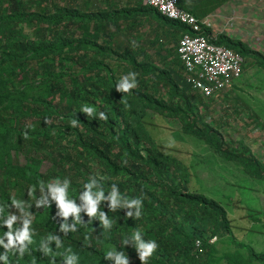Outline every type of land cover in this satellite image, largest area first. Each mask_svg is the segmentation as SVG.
<instances>
[{
    "label": "trees",
    "instance_id": "16d2710c",
    "mask_svg": "<svg viewBox=\"0 0 264 264\" xmlns=\"http://www.w3.org/2000/svg\"><path fill=\"white\" fill-rule=\"evenodd\" d=\"M176 2L197 19L200 34L209 36L203 20L223 0L219 4L199 0L194 9L183 0ZM104 4L106 9L81 12L64 3L57 7L54 0H38L35 5L32 0H0V257H6L7 264H67V256L73 254L78 257L76 264H115L105 259L107 252L114 251L123 252L129 264H141L131 241L139 231L145 242L158 245L144 264H219L223 260L224 264H264V253L250 248L247 260L239 253L216 256L215 243L210 241L232 238L226 211L190 188L187 167L161 152L148 129L149 112L176 118L184 133L205 142L223 160L239 164L250 177L264 181V166L248 149L233 153L224 147L218 131L195 126L196 99L189 92H197L184 81L177 54L178 40L187 29L162 18L141 0L123 7L115 0ZM141 18L152 26V45L163 51L164 42L172 43L170 51L160 55L162 68L147 59L140 62L139 58H147L145 48L130 45L128 37L137 33ZM25 27L33 28L32 33H25ZM72 28L81 36L76 37ZM214 43L236 51L244 62L250 60L264 72V57L241 42L218 35ZM115 60L124 63L127 75L136 73L137 86L128 93L116 91L122 77L112 69L110 61ZM159 86L169 92L168 103L155 97ZM84 106L95 109L92 116L81 112ZM100 112L106 120L99 119ZM73 119L78 121L76 127H72ZM12 151L23 152L28 162L13 164ZM34 152L49 159V172H40L39 161L31 157ZM65 179L70 181L66 200L81 209L79 221L73 214L63 217L48 187L57 186V180L63 187ZM93 179L92 191L102 188L105 197L115 185L121 199L140 198L141 215L127 216L135 208L111 211L105 200L96 216L89 217L80 196ZM12 192L14 199L36 200L45 216L41 213L27 223L32 243L26 240L23 246L17 242L6 248L7 234L15 238L26 224L9 218L6 193ZM100 213L107 215L110 227H104ZM74 224L75 231H61V226ZM49 236L58 237L61 247L48 241ZM125 240L129 243L124 244ZM44 246L51 249L48 255ZM21 247H25L23 255ZM0 264L5 260L0 259Z\"/></svg>",
    "mask_w": 264,
    "mask_h": 264
},
{
    "label": "rangeland",
    "instance_id": "374dc122",
    "mask_svg": "<svg viewBox=\"0 0 264 264\" xmlns=\"http://www.w3.org/2000/svg\"><path fill=\"white\" fill-rule=\"evenodd\" d=\"M57 7L63 3L81 12H97L106 9V0H54ZM109 1V0H107ZM138 0H115L119 6L134 4ZM38 0H32V5ZM106 3V2H105ZM50 9V3H44ZM33 9V8H32ZM38 11V7L34 9ZM217 10V9H216ZM142 25L137 33L129 36L130 45L135 48H145L147 58H139L140 62L146 59L155 67L162 68L160 55L170 51L172 43L164 42L163 51L158 45H152V26L141 18ZM204 27L210 35L227 37L232 41L241 42L248 49L264 56V0H236L230 7L220 9L210 15ZM124 25V24H123ZM25 33L31 34L33 28H24ZM153 31V30H152ZM72 32L76 37L81 33L75 28ZM101 42V40H99ZM129 44V42H128ZM122 46V45H121ZM124 47L126 44L123 45ZM160 54H156V50ZM159 55V56H158ZM112 67L118 77L127 76L124 63L115 60ZM119 79V78H118ZM237 82V83H236ZM159 95L165 102H169V92L159 86ZM132 90V89H131ZM196 104L195 126L207 125L222 138L224 147L236 153L241 148L250 151L253 157L264 166V72L256 67L252 61L246 60L243 73L233 87L227 89L218 99H203L197 93L190 91ZM196 96V97H195ZM151 119L148 129L161 152L167 153L185 165L190 174V188L214 200L227 213L231 224L232 238H213L216 256L239 253L248 259L250 248L257 253H264V181L250 177L236 162L225 161L200 139L187 135L182 130V123L176 118H165L148 113ZM253 117H257V121ZM145 147V145H144ZM32 159L39 161L41 173L51 170L49 159L43 153L34 152ZM10 160L13 164L25 165L28 158L23 152L12 151ZM15 192L6 193L10 205L9 218L16 223L32 222L38 215L41 216V207L31 197L14 199ZM49 198V197H46ZM16 201L17 203H13ZM37 206V207H36ZM223 260L219 264H224ZM251 264H260L253 262Z\"/></svg>",
    "mask_w": 264,
    "mask_h": 264
},
{
    "label": "built area",
    "instance_id": "2783aa9c",
    "mask_svg": "<svg viewBox=\"0 0 264 264\" xmlns=\"http://www.w3.org/2000/svg\"><path fill=\"white\" fill-rule=\"evenodd\" d=\"M141 4L187 29L178 40L177 54L184 81L201 98H220L240 78L245 67L244 58L214 43L211 35H201L200 23L192 14L178 8L176 0H141Z\"/></svg>",
    "mask_w": 264,
    "mask_h": 264
},
{
    "label": "clouds",
    "instance_id": "9594fccd",
    "mask_svg": "<svg viewBox=\"0 0 264 264\" xmlns=\"http://www.w3.org/2000/svg\"><path fill=\"white\" fill-rule=\"evenodd\" d=\"M136 86H137L136 73H129L127 76L121 78L119 83L116 85V91L124 94V93H128L131 89L135 88ZM94 111L95 109L89 106H84L81 109V112L86 114L87 117L92 116ZM99 119L106 120L107 117L105 113L100 112ZM47 122L48 121H46V123ZM77 123L78 121L76 119H73L71 122L72 127H76ZM59 183L60 181L57 180L54 183L57 186H53V184H49L48 187L50 188L53 198L58 202V205L62 210L63 217L67 218L69 214H73L74 217L79 221L80 219L78 214L81 211V209L75 205L74 201L66 200V189L69 187L70 181L65 179L63 187L58 186ZM94 186H95V180L93 179L91 183H88L84 186L86 190L84 191L83 196H80V199L84 201V207L86 208L89 217L96 216L99 204L101 203V201H105V200L108 201L109 209L111 211H115L117 208L120 207H124L127 209L135 208L136 209L135 213L129 211L127 212V216L132 217L133 215H135L136 217H139L141 215L140 209L142 207V200L140 198H135L131 200L121 199L119 194V189L115 185L112 186V190L109 193V195L105 197L102 188H99L96 192H93L92 189ZM13 203L15 204L17 202L13 201ZM0 211H2V209H0ZM100 218L105 228L110 227V222L107 219V215L105 213H100ZM9 226H10V222H9ZM75 230H76L75 224L72 228H69L67 225L61 226V231L65 232V234H67L69 231H75ZM7 236H8L9 244L5 245L6 248L15 246L17 242L23 246L26 240L29 243H32L30 229L27 223L25 224L24 230L18 232L15 235V238H13L11 232L8 233ZM47 240L54 241L57 245V248L61 247V241L58 237L49 236ZM131 241L135 244L137 252H139L141 264H144L146 258L149 257L158 247L155 241L145 242L142 239L139 231L134 233V236ZM2 243L3 241L0 240V244ZM128 243H129L128 240L124 241V244H128ZM20 251H21V255H23L25 251V247H21ZM43 251L45 255H48L51 252V249L48 248L47 246H44ZM68 251L71 252L70 249ZM0 259H4L5 264H7L6 257H0ZM105 259L114 260L115 264H129V260L123 252L117 253L114 251H109L105 255ZM66 260H67V264H76L78 257L76 255L70 254L67 256Z\"/></svg>",
    "mask_w": 264,
    "mask_h": 264
},
{
    "label": "crops",
    "instance_id": "0c3cea01",
    "mask_svg": "<svg viewBox=\"0 0 264 264\" xmlns=\"http://www.w3.org/2000/svg\"><path fill=\"white\" fill-rule=\"evenodd\" d=\"M185 2V4L187 5V8H191V9H194V5L196 2H198L199 0H183ZM217 1L215 4H219V0H215ZM236 2V0H223V2H221L220 6L217 8V10H214L210 13V15L218 12L220 9H224V8H227V7H230L231 5H233L234 3ZM207 16V18H205L203 20V24H206L205 21L210 17ZM264 57V56H263ZM239 80V79H238ZM237 80V81H238ZM237 83V82H236ZM234 85V84H233ZM232 85V87H233Z\"/></svg>",
    "mask_w": 264,
    "mask_h": 264
}]
</instances>
